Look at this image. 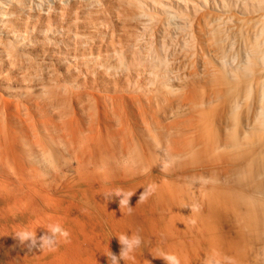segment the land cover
Returning a JSON list of instances; mask_svg holds the SVG:
<instances>
[{"label": "bare ground", "instance_id": "1", "mask_svg": "<svg viewBox=\"0 0 264 264\" xmlns=\"http://www.w3.org/2000/svg\"><path fill=\"white\" fill-rule=\"evenodd\" d=\"M96 150L212 185L163 186V230L209 236L204 261L168 240L180 264H264V0H0V165Z\"/></svg>", "mask_w": 264, "mask_h": 264}, {"label": "rangeland", "instance_id": "2", "mask_svg": "<svg viewBox=\"0 0 264 264\" xmlns=\"http://www.w3.org/2000/svg\"><path fill=\"white\" fill-rule=\"evenodd\" d=\"M52 154L54 155V158L49 155L52 159H50V162L52 164H40L32 158L29 159L28 157H24L23 155H21L15 157L17 166V169L15 170L12 168H6L5 170V167H2V165H0L2 167V169L0 168V172L2 171L0 173V264H111V261L108 259L106 253H109V251H111L113 255H116L119 258L122 246L119 243V239L117 236H119L121 233H125L128 236L139 235L142 239V243L140 247L136 248L138 249L137 255L135 249V251L130 254V260L119 259V264H162V258L157 257H159L162 253H170L169 247H165L168 240H171L170 242L175 243L177 241L180 243L184 239L187 240H184V243H189V245L191 243V247L193 246L194 248H192L196 249L195 253H197V251L200 253L198 254L200 260H205L208 254L207 252L210 250V242L209 236L207 232H205V228L203 229V226L198 225L197 227L196 225L198 223L196 221L195 222L197 224L190 219L187 220V222H190H186V225L188 227L193 226L195 229L193 230V227H189L192 228V237L185 236L184 234L182 236V233L180 234L179 232H177V234L175 232L174 235L169 236L170 234L167 233L166 229L165 231L163 230V224L165 222L164 220H170L173 217L172 212L166 209V206L163 204L164 201L162 202L160 198L162 195L163 186H167L168 184L171 188H184L182 190H185L186 195H190V197L192 195L193 202H197L198 200V204H196L197 207L200 208L206 205H203L204 200H202L200 194L203 195L205 190L204 188H208L206 190H209V188L211 189L212 187L211 184H209L208 182V184L206 183V180L201 179V181L199 179H195L194 181L190 180L193 179L191 177L187 178V175H185L186 177H183V172L185 170V165L183 163L173 164L172 161H168L165 159L162 160V158L154 160V158H160L157 154L154 155V158L151 157V159H153V161L160 160V162L158 161L157 163L158 165H155L156 162L154 164V162H151L150 159H148V161L147 159H143L141 155L136 158H128V155H126L125 152H120L119 154H111V161L109 162L108 160H104L107 159V155L97 150L87 153L79 152L77 153V155H75V158H71V155H73V153L71 154V152L69 151H61L60 153L55 152V154L52 152ZM113 157H117L118 161L116 160V158L115 160H113ZM119 157L122 161L125 159L123 163H125V161L127 163H125L124 165L120 164ZM18 158L22 160L19 161ZM81 160V164L83 165V167L85 165H87V167H82V165L80 164ZM112 160L115 164L112 163ZM133 163H135L134 167L132 166ZM166 163L169 166L165 171H162L161 169ZM88 164L90 165L89 167ZM80 165L82 168L80 167ZM122 165L124 167H122ZM128 165H131L133 167L132 171H130V168V170L128 171V167H131ZM146 166L148 168H146ZM180 166L182 168H180ZM174 169H176V171ZM108 170L110 172V175ZM126 170L128 171V173L126 172ZM86 172L88 175L86 174ZM25 173L26 177H24V179L23 174ZM100 173L104 174H102V180L100 179L101 177H99V179L97 178L98 176H100ZM137 173L140 175H138ZM189 173H195V171L191 170ZM93 174L96 176H94ZM133 174H135L136 176ZM106 175H108V178L106 177ZM177 175H179L180 177ZM38 176L42 177V179ZM26 179L28 180V182L25 181ZM162 180H170L171 182L168 181L169 183H165V181ZM3 183L6 184H4L5 187L7 186L6 188L4 187V185L2 186ZM150 184L156 185L155 192L147 199L146 202L138 203V196H140V194L144 191V188H146ZM11 186L12 190L10 189ZM203 186H205L203 190H200ZM158 187L159 189H157ZM186 187H189L188 190L186 189ZM8 188L11 191L8 190ZM117 189H123L124 191L133 192L136 191L129 201V207H131V210L127 206L123 207L122 209L120 208L119 200L121 197H117L115 196V194L107 195L108 193L114 192ZM189 189L192 190L191 193L193 192L194 196L193 194H190ZM159 191H161V193ZM17 192L21 194H18ZM186 192H188L189 194H187ZM99 193H104V196L98 195ZM46 197L48 198V200ZM89 197L91 199H89ZM22 200L24 201V203H22ZM26 200L28 203L26 202ZM45 200L46 202H44ZM47 201L49 202V204ZM32 205L34 206V208ZM162 206H164L165 210ZM12 207H14V209H12ZM197 207L196 209H198ZM46 212L48 213L46 214ZM61 216L64 218H62ZM191 222H193V224ZM56 223H58L63 229L69 232L70 235L67 242L63 237H58V244L55 251H49L47 248L42 250V248L40 247V237L45 235V233L47 234L48 225ZM148 226H150L151 228ZM17 228L19 229L17 230ZM23 229L35 233L37 239L36 246L30 247V241H25L24 243H21L19 241L15 234L20 231H24ZM223 238L227 239L226 234L225 236H223ZM200 256L203 258H201ZM199 258L197 260H199ZM197 260L195 261L194 259L192 260L193 262L189 261L188 264H202ZM135 261L138 263H135ZM144 261H147L148 263Z\"/></svg>", "mask_w": 264, "mask_h": 264}, {"label": "clouds", "instance_id": "3", "mask_svg": "<svg viewBox=\"0 0 264 264\" xmlns=\"http://www.w3.org/2000/svg\"><path fill=\"white\" fill-rule=\"evenodd\" d=\"M168 166L169 165L166 163L161 170H166ZM155 190V184H150L144 188V191L139 196L138 203L146 202L147 199L155 192ZM135 192L117 189L114 192L108 193L107 195L115 194V196L121 197L119 200V205L122 209L125 206L129 207L130 198L135 194ZM129 209L131 210V207H129ZM47 230V234L40 237V247L42 250L47 248L49 251H55L58 244V237H63L67 242L70 235L69 232L63 229L58 223L48 225ZM15 235L21 243L30 241V247H34L37 244V239L34 232L24 230L16 233ZM117 237L119 239V243L122 246L119 258L116 255H113L111 251L106 253L108 259L111 261V264H119V259H128L130 254L133 253L136 248L140 247L142 243V239L139 235L128 236L125 233H121ZM157 258H162L166 264H180V260L175 254L162 253Z\"/></svg>", "mask_w": 264, "mask_h": 264}]
</instances>
